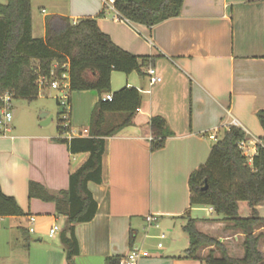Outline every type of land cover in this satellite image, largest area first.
<instances>
[{
    "label": "crops",
    "instance_id": "obj_1",
    "mask_svg": "<svg viewBox=\"0 0 264 264\" xmlns=\"http://www.w3.org/2000/svg\"><path fill=\"white\" fill-rule=\"evenodd\" d=\"M109 1L31 0L35 39L46 38L50 16L73 22L96 19L116 46L150 58L143 73L125 80L116 75L119 72L112 75V92L136 88L142 107L134 125L107 139L103 184H89L98 213L75 230L80 246L76 264H106L111 256L123 260L133 248L141 252L139 264H203L185 258L190 239L183 228L190 219L196 220L201 233L219 240L230 257L243 258L244 234L223 216H215L213 208L191 207L189 179L207 162L213 144L233 120L248 133V140L264 138L258 119L264 110V0H185L179 17L154 27L121 19ZM150 69L155 71V83ZM99 100L95 91L70 93L66 133L38 129L26 133L12 125L11 132L0 137L1 189L25 214L7 218H22L28 224L36 218L37 239L29 243L26 238V247L34 251L38 264H66L61 243L66 218L56 214L54 202L30 199V184H40L51 195L69 189L71 174L89 156L71 154L58 140L89 138ZM156 116L165 119L170 135L162 150L152 152L150 122ZM246 209L250 216L251 208ZM195 213H206V218ZM149 216L156 217V225L147 223ZM58 224L60 232L50 237ZM161 230L171 231L168 246L160 248L158 243L147 249L149 240H161ZM43 236L51 241L45 242ZM177 241L181 245L176 246ZM12 243L7 238L10 254ZM211 250L214 247L203 248L199 255L205 257Z\"/></svg>",
    "mask_w": 264,
    "mask_h": 264
},
{
    "label": "trees",
    "instance_id": "obj_2",
    "mask_svg": "<svg viewBox=\"0 0 264 264\" xmlns=\"http://www.w3.org/2000/svg\"><path fill=\"white\" fill-rule=\"evenodd\" d=\"M108 1V0H106ZM185 0H114L113 7L121 19L129 23L154 27L179 17ZM105 13V12H104ZM101 13L100 16H104ZM150 58L132 55L116 46L104 34L96 19L73 22L62 16L46 19V38L32 36L31 0H7L0 4V94L9 92L14 99L36 100L40 95L38 80L69 73L70 93L95 91L100 100L93 111L89 138L60 139L68 145L71 154H88L87 161L70 176L69 189L51 195L43 186L31 183L30 199H41L56 204V214L66 218L61 243L66 253V264H76L80 246L76 227L94 220L98 204L89 184H103V157L108 138L122 129L134 125L142 107V94L136 88H123L112 92V75L119 72L129 76L143 73ZM68 64V70L63 65ZM57 65V68L55 66ZM113 94V100L103 99ZM64 114L61 113L59 115ZM264 130V110L258 112ZM67 121L59 120L60 133L68 132ZM152 152L162 150L170 133L164 118L151 119ZM247 139L244 130L230 127L212 146L207 162L192 173L189 179L191 207H211L217 215L240 230L245 240V254L241 259L229 256L225 246L217 239L201 233L196 220L190 219L184 231L190 239L186 259L203 264H264L260 250L261 237L256 230L264 228V217L258 207L264 204V149L259 148L253 163L238 147ZM264 139V138H263ZM247 203L251 215L241 218L240 203ZM23 210L15 198L5 195L0 185V218L23 217ZM214 247L207 256L199 255L203 248ZM220 254V256L217 255ZM122 258L111 256L106 264H121Z\"/></svg>",
    "mask_w": 264,
    "mask_h": 264
},
{
    "label": "rangeland",
    "instance_id": "obj_3",
    "mask_svg": "<svg viewBox=\"0 0 264 264\" xmlns=\"http://www.w3.org/2000/svg\"><path fill=\"white\" fill-rule=\"evenodd\" d=\"M1 3L6 4L7 0H0ZM38 34V31H36ZM121 80H125L127 77L125 74L116 73ZM61 93L59 90L54 89H43L40 91V95L36 100L28 101L26 99L16 98L13 100V122L19 131L26 133H32L31 131L38 130H53L58 132L59 120L64 118V108L60 105ZM47 114L48 117L53 116V122L47 126H42L41 116ZM247 203H241L240 206V217H249L247 213ZM261 216L264 217V204L260 209ZM200 218H206V213H195ZM217 216V214H215ZM60 229V224L57 225ZM19 227V228H18ZM30 225L25 219L13 220L5 218L0 220V264H38L35 261V253L31 251L29 247H26L27 240L32 243L33 240L37 239V231L35 227V233H27ZM165 234V240H149L146 244V248L150 249L152 246H157L158 243L165 247L168 246L171 239V231L161 230V234ZM257 236L261 237L260 250L264 254V228L256 230ZM184 234V233H183ZM168 236V237H167ZM45 242H50L51 239L48 236H43ZM7 238H12V250L10 254V247L6 244ZM181 245V241H177V245ZM8 255V256H6ZM41 259V258H40Z\"/></svg>",
    "mask_w": 264,
    "mask_h": 264
},
{
    "label": "built area",
    "instance_id": "obj_4",
    "mask_svg": "<svg viewBox=\"0 0 264 264\" xmlns=\"http://www.w3.org/2000/svg\"><path fill=\"white\" fill-rule=\"evenodd\" d=\"M114 0H110L109 3L113 4ZM57 68V65L55 66ZM69 65H63V69L68 70ZM148 75L150 76L151 83L156 82L155 71L150 69L148 71ZM69 73L64 72L61 76L56 75V70L51 72L50 78L48 77H40L38 80V85L40 91L46 88H51L54 90H59L61 93V101L60 105L64 108V120L68 119L70 112V80ZM104 99L107 101L113 100V94L109 93L104 96ZM13 100L14 97L11 93L6 92L4 94H0V137L6 136L12 130V122H13ZM239 128V123L235 120L231 123V127ZM246 134H248L245 131ZM239 149L242 151L243 155L247 158L248 164H252L254 157L257 155L259 148L264 149V139H253V140H242L238 143ZM147 223L149 225L157 224V219L154 216L147 217ZM36 218L31 217L29 219V233H35V225ZM60 228L55 225L51 228L49 235L50 237L55 236L60 232ZM161 240L166 238L165 234H161L159 237ZM159 247L162 248L163 245L159 244ZM141 258L140 250L133 248L129 254L122 260L121 264H139Z\"/></svg>",
    "mask_w": 264,
    "mask_h": 264
},
{
    "label": "water",
    "instance_id": "obj_5",
    "mask_svg": "<svg viewBox=\"0 0 264 264\" xmlns=\"http://www.w3.org/2000/svg\"><path fill=\"white\" fill-rule=\"evenodd\" d=\"M52 119H53V116L48 117L47 114H43V115L41 116V120H42L41 125H42V126H47V125L50 123V121H51Z\"/></svg>",
    "mask_w": 264,
    "mask_h": 264
}]
</instances>
